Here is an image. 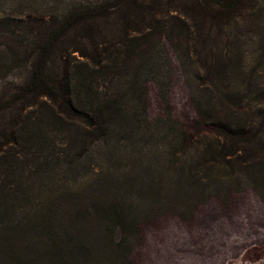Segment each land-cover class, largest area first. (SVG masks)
Segmentation results:
<instances>
[{
	"label": "trees",
	"instance_id": "16d2710c",
	"mask_svg": "<svg viewBox=\"0 0 264 264\" xmlns=\"http://www.w3.org/2000/svg\"><path fill=\"white\" fill-rule=\"evenodd\" d=\"M263 21L252 0H0V264L80 263L86 249L55 217L67 199L90 214V188L77 185L92 174L111 193L118 175L104 164L130 139L138 158L166 139L163 162L186 182L202 183L194 167L212 177L234 159L264 191V69L245 48L258 34L253 62L264 65ZM173 60L195 112L188 127L167 106ZM150 87L166 102L156 116ZM95 204L135 226L125 203Z\"/></svg>",
	"mask_w": 264,
	"mask_h": 264
},
{
	"label": "rangeland",
	"instance_id": "374dc122",
	"mask_svg": "<svg viewBox=\"0 0 264 264\" xmlns=\"http://www.w3.org/2000/svg\"><path fill=\"white\" fill-rule=\"evenodd\" d=\"M252 3L264 18V0ZM247 37V62L262 70L263 64L253 62L259 35L254 32ZM173 62L176 78L167 106L188 127L195 112L178 63ZM163 107L166 102L161 103L150 87V115L156 116ZM129 141L122 142L129 149L118 152L121 161L104 164V171L118 175L117 187L112 185L106 196L92 174L77 185L79 190L90 188L86 200L90 214L81 217L86 209L78 199H67L63 214L55 217L53 228L71 238V247L86 249L78 264H264V191L257 192L248 168L232 159L222 170H213L217 175L208 177L211 172L197 166L194 170L204 177L202 183L186 182L176 167L163 162L168 153L166 139L140 151L139 158L128 152L135 146L134 139ZM125 164L123 169L128 171L122 172ZM114 166L120 168L118 172ZM107 197L136 210L135 226L114 225L105 206L96 207L95 202ZM121 229L128 230L124 236Z\"/></svg>",
	"mask_w": 264,
	"mask_h": 264
}]
</instances>
